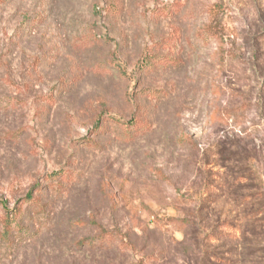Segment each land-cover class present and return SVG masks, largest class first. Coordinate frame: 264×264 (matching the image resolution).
<instances>
[{"label":"rangeland","instance_id":"1","mask_svg":"<svg viewBox=\"0 0 264 264\" xmlns=\"http://www.w3.org/2000/svg\"><path fill=\"white\" fill-rule=\"evenodd\" d=\"M0 264H264V0H0Z\"/></svg>","mask_w":264,"mask_h":264}]
</instances>
